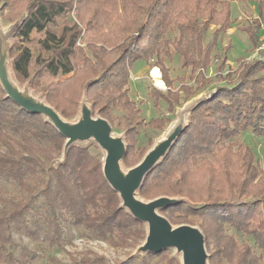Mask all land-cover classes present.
I'll return each instance as SVG.
<instances>
[{"label": "trees", "instance_id": "trees-1", "mask_svg": "<svg viewBox=\"0 0 264 264\" xmlns=\"http://www.w3.org/2000/svg\"><path fill=\"white\" fill-rule=\"evenodd\" d=\"M0 2V10L9 5L8 0ZM25 2L14 34L17 42L8 54L13 77L21 84L29 81L65 120L76 114L84 88L82 98L90 104L92 115L125 128V168L137 164L148 149L136 146L141 128L162 130L170 122L167 116L144 122L141 110L129 98L134 64L152 60L159 68L167 89L150 85L147 94L155 108L162 102L167 113H173L181 92L187 98L210 82L202 71L232 22L228 0ZM71 12L75 19H66ZM211 25L216 27L204 44ZM241 29L256 43L250 26ZM33 35L38 36L40 49L35 57L27 47ZM172 54L182 68L191 67L194 72L197 87L193 91L182 82L176 90L171 87L173 80L164 61ZM225 62L223 55L218 71ZM238 70L225 77L217 74V82L233 75L237 79L189 110L185 129L137 191L145 200L181 199L159 213L172 225L198 226L209 264H264V162L258 165L252 148L238 140L247 130L264 137V74L254 78L264 73V62L254 61ZM61 76L68 77L55 80ZM113 111L120 117L113 116ZM64 143L65 138L43 115L24 110L0 87V182L19 191L7 196L0 185V264H31L40 256L39 245L60 247L69 242L74 228L113 247H134L144 240L145 224L121 206L103 176V155L93 153L92 145L72 144L63 156ZM58 158L61 161L54 162ZM13 232L26 236L38 250L15 243ZM238 234L247 240L237 242ZM130 263L132 257L115 264ZM70 264L109 263L87 252L79 259L71 257Z\"/></svg>", "mask_w": 264, "mask_h": 264}, {"label": "rangeland", "instance_id": "rangeland-1", "mask_svg": "<svg viewBox=\"0 0 264 264\" xmlns=\"http://www.w3.org/2000/svg\"><path fill=\"white\" fill-rule=\"evenodd\" d=\"M25 1L26 0H8L9 5L6 8L0 10V28L7 36L9 49L13 46L14 42H17L14 34L16 32L17 26L22 19V12L24 10L22 6L25 7ZM75 1L76 0H74V2ZM228 1L231 5L232 22L226 32L220 35L217 44L215 45V48L212 52L211 62L209 66L204 69V71H202L204 74V78L208 79L210 82L203 88L193 92L187 98L185 97V92H181L178 105L175 107L173 113L168 114L166 106L162 102L160 103V105H158L157 108H155L153 106V101L148 97L147 89L150 85L162 91H165L167 89L164 83L163 86L156 85V81L151 77L150 69L151 67H156L153 66V61H138L130 70L128 82L129 98L131 99V101L135 102L136 107L141 110V117L143 118L144 122H147L151 118H160L164 116H167L170 119V122L168 123L166 128L162 130H155L146 127L141 128L136 138L137 147L145 146L146 148H148V151L152 147V145L165 134L172 123L177 120L178 115L181 111H185V120L187 122L189 110L198 101L211 96L220 87L229 86V81H232V79H234V81H236L237 79L236 76L233 75L227 80H219L220 82H217V77L219 76L217 74H221L220 76L225 77L228 72H234L238 69V71H240V69L246 64L252 63L254 61L264 62V0ZM9 6L13 9L11 10V8H8ZM75 16L76 14L74 12H71L66 19L72 20L75 19ZM256 23L257 27H255ZM244 26H250V28H252V31H255L256 43L252 44L250 42L248 35L241 29ZM215 27L216 26L214 25L209 26L203 37L204 44L211 39V35ZM37 37L38 36L33 35V39L30 42H27V47L30 48L33 57L40 53L39 46L36 44ZM81 42V47L87 54H89V51L85 46V41ZM14 49L17 50L16 48ZM46 55L47 53L44 52V56ZM223 55L226 57V62L220 68L221 70L218 71L217 67L219 64H221L220 60ZM9 61L10 60L8 55V68L12 79L21 88L29 90L31 94L44 101L42 95L43 93L37 89L31 88L29 81L21 84L13 77ZM164 64L168 68L169 77L173 80L171 86L172 88H174L175 90L178 89V86L181 82L186 84V86L189 87L191 91H193L197 87V84L192 78L194 72H192L191 67L182 68L181 62L176 54H172V57L170 59H166L164 61ZM156 69H158V72L161 76L159 68L156 67ZM233 74L236 73L234 72ZM261 74L264 73L261 71V73L254 75V78H259L258 76H260ZM66 77L68 76H61L55 80L60 81ZM42 82L44 83V81ZM83 89L84 88H82L81 90L79 89L81 92V97L78 100V106L75 111L76 114L70 121L75 120L78 117L80 105L84 98H82L84 92ZM64 105H67V103L65 102ZM88 105L90 106L89 103ZM95 115L97 114H93V116ZM112 115L115 117H120L121 114L119 112L113 111ZM110 125L112 127V133L114 135L122 136L125 141V128L122 125H116L115 122L111 123ZM238 140L243 146H249L252 148L255 155V162L258 165H262L264 162V137L255 135L251 131L247 130L239 135ZM148 141L153 142V144L149 146ZM74 144L83 146L92 145L91 150L93 153L103 155V151L92 140L83 142L77 141ZM58 161H61V158L56 159L54 162ZM0 185L5 189V194L7 196L19 195V191L16 187L12 186V184L1 181ZM190 225L198 227L196 224ZM230 233L232 232L230 231ZM69 234V242L64 243L60 247L50 246L47 243L41 244L37 247L34 242L29 240L26 236L17 232L12 233V238L13 241L17 244L26 245L31 249H36V247L39 249L40 256L37 257L31 264H52L48 259H53L57 264H70L71 257L79 259L87 252H92L95 255L104 257L109 264H115L116 262L126 260L129 257H132L133 260V263L130 264H181L180 255L177 254L175 252V249L173 248L163 249L164 251L159 255L150 253L152 254L151 257H148L146 255L147 253H137L136 248L144 240H141L137 246L121 248L110 246L102 240L95 239L92 235L87 234L81 229L74 228ZM246 240L247 239L245 237H242L240 234L236 236V241L239 243L245 242ZM250 242L252 243V240ZM89 256L92 257V255ZM212 263L219 264L218 262ZM207 264H209L208 260Z\"/></svg>", "mask_w": 264, "mask_h": 264}, {"label": "water", "instance_id": "water-1", "mask_svg": "<svg viewBox=\"0 0 264 264\" xmlns=\"http://www.w3.org/2000/svg\"><path fill=\"white\" fill-rule=\"evenodd\" d=\"M8 50L7 36L0 28V87L8 98L24 110L43 115L65 138L63 156L77 141L92 140L100 147L103 151L102 173L105 180L118 194L121 206L146 226L145 239L136 248V252L157 253L166 248H173L180 255L181 264H207L208 254L201 230L190 224L174 226L159 213V209L178 203L181 199L160 196L143 200L137 194L145 175L160 162L185 129V111L179 113L177 120L137 164L125 169L122 166L125 142L122 136L112 133L109 121L100 116H93L85 98L75 120L63 119L53 107L31 94L29 90L21 88L12 79L8 68Z\"/></svg>", "mask_w": 264, "mask_h": 264}, {"label": "bare ground", "instance_id": "bare-ground-1", "mask_svg": "<svg viewBox=\"0 0 264 264\" xmlns=\"http://www.w3.org/2000/svg\"><path fill=\"white\" fill-rule=\"evenodd\" d=\"M150 75L153 78V80L156 81V85L163 86V82L160 79V74L158 72V69H156L155 67H153V68L151 67V69H150Z\"/></svg>", "mask_w": 264, "mask_h": 264}]
</instances>
